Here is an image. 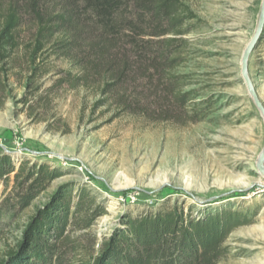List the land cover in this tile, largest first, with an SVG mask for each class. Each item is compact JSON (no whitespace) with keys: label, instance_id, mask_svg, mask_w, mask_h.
I'll return each instance as SVG.
<instances>
[{"label":"rangeland","instance_id":"374dc122","mask_svg":"<svg viewBox=\"0 0 264 264\" xmlns=\"http://www.w3.org/2000/svg\"><path fill=\"white\" fill-rule=\"evenodd\" d=\"M181 1L195 18L186 23L188 43L173 72L181 76L183 92L192 91L208 108L203 122L184 125L153 122L114 103L100 106L105 97L91 85L59 84L64 74L79 70L51 55L49 46L37 56L36 76L29 77L35 22L22 12L17 59L0 65V152L64 176L1 235L0 259L14 248L35 210L58 186L71 183L93 190L106 213L83 238L90 246L92 236L99 243L126 217L180 204L193 215L227 208L253 222L229 236V254L220 264H264V38L248 58L253 94L240 75L261 0ZM10 2L25 8L29 0H5L4 6ZM40 6L61 10L60 0ZM161 84L156 77L135 82L124 87V96H160Z\"/></svg>","mask_w":264,"mask_h":264},{"label":"trees","instance_id":"16d2710c","mask_svg":"<svg viewBox=\"0 0 264 264\" xmlns=\"http://www.w3.org/2000/svg\"><path fill=\"white\" fill-rule=\"evenodd\" d=\"M4 1L0 65L17 59L21 14L26 12L35 22L29 77L36 76L37 56L49 46L51 55L79 70L74 76L64 74L58 83L72 89L96 87L105 97L100 106L114 103L153 122L184 125L207 118L205 100L183 92L181 76L173 72L188 43L186 23L195 18L181 0H60L59 12L42 8L44 0H29L25 8L14 2L4 6ZM263 38L264 26L259 40ZM155 77L163 82L160 96H124V87L151 83ZM63 176L46 164L16 162L0 152V237ZM105 214L87 185L62 184L26 220L19 240L0 264H220L229 254V236L253 222L251 216L227 208L193 215L180 204L126 217L99 243L92 236L90 246L83 238Z\"/></svg>","mask_w":264,"mask_h":264},{"label":"water","instance_id":"95a60500","mask_svg":"<svg viewBox=\"0 0 264 264\" xmlns=\"http://www.w3.org/2000/svg\"><path fill=\"white\" fill-rule=\"evenodd\" d=\"M263 26H264V0H261L256 29H255L251 39L247 43V45H246V47L242 53L241 60H240V75H241L243 81L245 82V85H246L248 91H250L252 94H253V91H252L251 84H250V81L248 80V76H247V64H248L249 55L254 51V49L257 45V42L261 36ZM262 116H263V122H264V111H262ZM263 158H264V150H263L261 159H263ZM259 165H260L259 168H261V162Z\"/></svg>","mask_w":264,"mask_h":264}]
</instances>
